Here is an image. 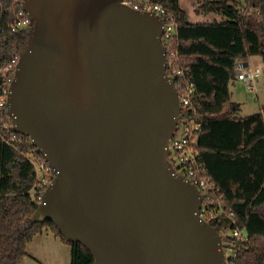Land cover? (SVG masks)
I'll list each match as a JSON object with an SVG mask.
<instances>
[{
    "label": "water",
    "instance_id": "water-1",
    "mask_svg": "<svg viewBox=\"0 0 264 264\" xmlns=\"http://www.w3.org/2000/svg\"><path fill=\"white\" fill-rule=\"evenodd\" d=\"M22 5L34 26L8 110L56 170L36 219L92 264H226L201 192L169 158L180 96L160 15L125 0Z\"/></svg>",
    "mask_w": 264,
    "mask_h": 264
},
{
    "label": "trees",
    "instance_id": "trees-1",
    "mask_svg": "<svg viewBox=\"0 0 264 264\" xmlns=\"http://www.w3.org/2000/svg\"><path fill=\"white\" fill-rule=\"evenodd\" d=\"M154 1L177 19V34L166 47L178 51V65L194 84L193 102L201 121L198 159L219 184L225 205L221 220L208 221L221 234L233 228L248 233L246 241H239L235 264H264V115L239 116L241 105L230 89L241 62L254 55L264 61V0H198L197 14L215 13L223 19L197 22L188 19L180 0ZM22 4L0 0V65L15 52L20 55L32 34L34 22L27 13L26 27L11 28ZM6 120L12 124L11 115ZM15 132L13 143L0 135V264H20L28 243L45 226L72 245L71 264H92L94 256L86 246L68 241L53 221L36 219L42 196L31 193L36 168L25 153L32 149L43 155L29 136Z\"/></svg>",
    "mask_w": 264,
    "mask_h": 264
},
{
    "label": "built area",
    "instance_id": "built-area-1",
    "mask_svg": "<svg viewBox=\"0 0 264 264\" xmlns=\"http://www.w3.org/2000/svg\"><path fill=\"white\" fill-rule=\"evenodd\" d=\"M129 5L138 10L155 11L163 20L162 40L166 48L167 71L171 78L178 80L176 87L180 96V113L178 118L177 128L170 139L169 158L179 172L188 177L199 189L202 195L201 214L206 220H221L225 214V205L220 194V186L207 173L205 167L199 162V136L201 121L197 114L196 106L193 102L195 97V87L186 77V68L178 65V51L168 44L167 41L177 34L178 22L175 15L160 2L154 0H125ZM26 12L20 11L11 28L13 31H18L22 27H26L28 20ZM21 54L15 52L11 60L3 65H0V135L2 139L8 143L18 139L17 132L12 124L6 120L10 116L8 110V99L11 90V83L14 78L12 74L15 72L17 63ZM260 69H248L244 75L245 81H256V77L260 76ZM13 128L15 131L8 132ZM26 156L30 158L36 168V182L31 189L34 196H42L47 187L54 180L52 171H56L44 157H40L32 149H29ZM223 246L226 253V264H235L234 259L239 250V241H246L248 233L241 228H233L225 234H222ZM224 238H226L224 240ZM228 254V255H227Z\"/></svg>",
    "mask_w": 264,
    "mask_h": 264
},
{
    "label": "rangeland",
    "instance_id": "rangeland-1",
    "mask_svg": "<svg viewBox=\"0 0 264 264\" xmlns=\"http://www.w3.org/2000/svg\"><path fill=\"white\" fill-rule=\"evenodd\" d=\"M180 3L186 9L190 21H212L216 15L197 14L198 0H180ZM216 17L218 20L223 18L219 14ZM253 60L251 69L259 68L261 71L260 76L256 77V81L252 82L250 87L248 81L231 82L233 98L242 103V110L239 113L242 116L260 111L264 107V61L258 55L253 57ZM29 252L21 264H71L72 245L60 237L54 239V237L38 234L30 243Z\"/></svg>",
    "mask_w": 264,
    "mask_h": 264
},
{
    "label": "crops",
    "instance_id": "crops-1",
    "mask_svg": "<svg viewBox=\"0 0 264 264\" xmlns=\"http://www.w3.org/2000/svg\"><path fill=\"white\" fill-rule=\"evenodd\" d=\"M212 14H215V13H212ZM216 15H218V14H216ZM216 15L214 16V18H213V20L214 19H217V17H216ZM223 19V18H222ZM221 19V20H222ZM255 56H257V55H254V56H250L249 58H248V60L246 61V62H241L240 64H239V66H238V68H237V76L231 81L232 83H235L236 81H245V77H244V75L246 74V72L248 71V69H250L251 68V65H252V63H254V60H253V57H255ZM264 63V62H263ZM257 66V65H256ZM257 82H258V80H257ZM231 83V84H232ZM231 84H230V89H231V93H232V98H233V95H234V92L232 91V88H231ZM233 100L234 101H236V102H238L240 105H241V110H242V103H240L239 101H237V100H235L234 98H233ZM263 109H264V107H263ZM263 109H260V111H257V112H262L263 113V115H264V111H263ZM241 112V111H240ZM239 116H242V115H239ZM245 116V115H244ZM47 227L48 226H45L44 227V229H43V231L41 232V233H39V235H41V236H43V235H45L46 237H54V239H57L58 237H60V236H57L52 230H51V228L49 227L48 229H47ZM38 235V234H37ZM36 235V236H37ZM35 236V237H36ZM34 237V238H35ZM33 238V239H34ZM61 238V237H60ZM62 239V238H61ZM33 241V240H32ZM32 241H30L29 243H28V247H27V251H28V254L30 253L29 252V246H30V243L32 242ZM67 243V242H66ZM23 262V261H22ZM21 262V263H22ZM20 263V264H21Z\"/></svg>",
    "mask_w": 264,
    "mask_h": 264
}]
</instances>
